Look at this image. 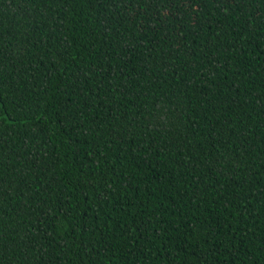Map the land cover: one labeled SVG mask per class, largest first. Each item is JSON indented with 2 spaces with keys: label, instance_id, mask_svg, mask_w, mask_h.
<instances>
[{
  "label": "trees",
  "instance_id": "16d2710c",
  "mask_svg": "<svg viewBox=\"0 0 264 264\" xmlns=\"http://www.w3.org/2000/svg\"><path fill=\"white\" fill-rule=\"evenodd\" d=\"M0 264H264V0H0Z\"/></svg>",
  "mask_w": 264,
  "mask_h": 264
}]
</instances>
